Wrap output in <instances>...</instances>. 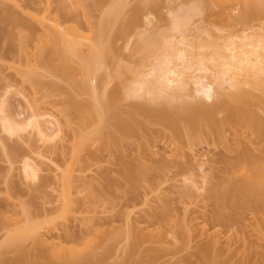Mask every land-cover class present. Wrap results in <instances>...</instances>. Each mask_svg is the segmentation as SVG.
I'll return each mask as SVG.
<instances>
[{
	"label": "rangeland",
	"instance_id": "obj_1",
	"mask_svg": "<svg viewBox=\"0 0 264 264\" xmlns=\"http://www.w3.org/2000/svg\"><path fill=\"white\" fill-rule=\"evenodd\" d=\"M61 1L0 0L1 14L5 9L18 13L24 20L22 23H27L18 30L4 20L2 26L13 40L11 42L12 37L4 34L0 36V107L5 109V112L0 111V264L13 262L21 254L7 242L16 227L28 222L42 224L40 239L43 235L55 234L59 236L53 238L68 247L86 248L85 254L90 253L93 258L90 264H183L184 259L201 264L200 246L213 241L219 252L218 262L207 261L206 264H264V205L254 207V202L260 198L248 196L246 202H251L253 207L246 203L239 217H233L236 219L219 220L216 200L208 189L225 178L245 180L242 171L234 168L229 171L227 163L228 158L245 149L256 156L264 168V135L259 136L250 126L241 124L226 126L221 138L203 123L200 132H196L201 139L196 138V134L193 141L188 137L191 127L186 122L181 121L175 133L171 125L135 108L147 104L148 96L120 97L106 103L102 133L83 145L79 141L81 136L100 128L101 122L99 119L86 121L84 111L67 101L69 94L80 102L92 100L88 92L77 87L84 80L81 58L72 62L75 69L72 75L58 70L57 64L40 61L38 53L47 47L42 46L49 37L35 19L45 13L65 27L76 26L82 40L79 50L83 58L91 54L89 42L97 40L100 23L106 15L104 37L109 36V42H103L104 47L107 43L108 46L102 54L109 60L100 72L105 86L99 92L107 96L124 66H136L135 56L131 61L132 50L143 30L145 34L162 32L174 13L187 5H198L200 10L193 17L194 27L189 38L194 42L198 39L213 42V36L216 39L227 33L236 36L247 28L260 31L264 5L255 18H245L243 5H238L236 11L230 10L235 3L230 0L224 6L225 1L221 5L218 0H154L151 8L143 9L153 20L149 29L144 28L145 16L140 15L136 26L129 28L128 35L125 33L123 37L119 34L123 24L133 17L136 8L142 9L146 0H123L125 5L120 8L123 10L115 14L112 11V15L111 10L106 11L111 9L112 0H78L82 5L79 3L77 7L72 4L74 1ZM28 26L33 31L27 29ZM80 31L83 36H79ZM10 43L15 48L11 53L8 51ZM20 47L28 50L23 53L28 57L20 56L25 52ZM20 57L24 60L20 61ZM192 83V80L188 83L191 88L188 99L196 95L192 94L195 92ZM246 89V106L264 116L260 92ZM200 96L203 99L205 95ZM217 96L203 100L212 103ZM170 102L180 105L183 100L170 98ZM30 107L34 109L31 111ZM35 112L46 127L48 139L41 136L37 128L27 125L29 115ZM3 114L22 121L25 127L21 124L23 128L16 134L7 133L1 123ZM223 116V112L217 114L219 119ZM25 160L38 167V178L27 177ZM132 168L138 169L137 178L131 175ZM222 211L231 215L228 207H223ZM38 236H35L37 240L26 237L23 250H35ZM56 264L64 263L57 260Z\"/></svg>",
	"mask_w": 264,
	"mask_h": 264
},
{
	"label": "bare ground",
	"instance_id": "obj_2",
	"mask_svg": "<svg viewBox=\"0 0 264 264\" xmlns=\"http://www.w3.org/2000/svg\"><path fill=\"white\" fill-rule=\"evenodd\" d=\"M69 1H74L72 4L76 7L80 4L82 5V1ZM151 1L154 0L144 1V4L142 3L141 5V7L144 5L142 9L138 7L134 10L133 17L123 24L122 30H120L119 34L121 33L124 37V34L126 33L127 36L128 29L136 24V21L142 17H139L140 15L145 16V20L143 19V21H145L143 22L144 28L151 26L153 20L151 19V16H149V13L147 14V11L143 10L152 7L150 4L152 3ZM218 1L221 2V5L224 3H222V1H225V4L222 6L229 2V0L228 2H226L227 0ZM231 1L232 3L235 2L231 4V7L234 4H237V6L234 5L235 7L233 6V9L230 7V10L236 11L234 9H236V7L238 8V5H243L244 9L241 10L246 16L245 18H248L247 16H251L250 18L254 16L256 17V14L260 12L264 5V0H238L240 2L237 0H230V3ZM64 2L67 3V1ZM76 2L78 4H76ZM123 2V0H112V4L110 3L109 6L111 9H107L106 11L111 10L109 11L110 14L112 11H114L112 14H115L116 11L119 13V10H121L120 8H123L125 5V2ZM72 4L70 6H73ZM198 7V5H187L184 9H180V11L174 13L167 29L162 32L156 30V32L152 31L145 34L143 30L142 33H139V38L133 45L134 50H132V53L134 55H132L131 59V61L136 59L134 63L136 66H124L121 70L122 72L117 75L118 81L107 96L101 95L99 92L100 88L105 86V82L100 72L104 66H107L109 60L107 56L102 54L105 52L104 48L108 46L107 43L106 47H104L105 44L103 46V42H109V36H107V33V38L104 37L106 32L104 26H106V20L108 21L107 18L104 19L106 15L102 18L103 20L100 23L97 32V40L89 42L91 54L83 58L81 57V52L79 50L82 40L78 37L79 30L77 32L76 29L78 28H76V26V29L72 27L70 28L69 26L65 27V25L59 20H56L55 17L52 18V16L50 17L45 13L35 18L38 21V24L40 23V27H43L42 31H45V35L49 37L48 39L46 36L44 37L47 39L46 41L49 46L47 43L43 44V46L41 45L43 48L44 45L47 47L40 49V51L42 50L41 53H38V55L40 54V57L38 56L39 59L41 58L40 61L46 60L57 64L58 70L65 74L67 72L69 75H72V73H74L72 71H75L72 62L78 57L79 59L81 58L80 66L84 75V80L78 84L77 87L82 91L84 90V92H88L91 95L92 100L89 102H80L69 94L67 101L69 105H73L76 109L84 111V119L86 121L99 119L101 126L88 134L82 133L81 140H79L81 141L80 143L88 144L90 140L92 141L93 136L102 133L101 128L103 127L106 118L104 107L108 101L110 102L120 97L145 98L148 96L147 98L149 99V102L147 104H139L136 105L135 108L155 119L163 120L172 126L175 133L179 131L180 122H186L191 127V133L188 137L193 141L198 131L200 132L199 128H203L201 126L203 123L205 127L208 126L207 128L211 130V132L215 135L219 134L217 136H220L221 138L223 137L222 135L225 132L224 128L226 126L238 127L241 126V124L246 127L250 126L259 136L264 135V116L251 110V108L249 109L245 103L248 94L246 87H249L251 91L258 90L260 92L259 101L262 106H264V21L261 22L260 31L247 28L242 31V33L244 32L243 34L241 33L242 35L237 34V36L234 33L236 35L234 36L232 33H227V35L223 34V36H218L217 39L213 36V42L212 40L207 42L204 40L202 41L201 39L194 42L195 40L192 41V39L189 38V35L192 33L191 30L194 27L192 26L193 17L196 16L200 10V7ZM46 10L48 9L46 8ZM46 10L44 9V12ZM2 11V14L0 13V36L4 34L3 36L6 35L8 36L7 38L12 37L11 40L9 39L12 42L13 36L2 26V22L8 20V23L12 24L14 29L16 28L18 30L19 28L21 29V27L24 28L22 25L25 26L27 23H22L24 20H22L18 13H12L6 9ZM143 11L146 13H143ZM149 11L150 10H148V12ZM107 17L109 18V16ZM28 25L30 26V24ZM28 27L27 29L31 31L34 30L33 25H31L33 30L31 27ZM147 29H149V27L146 28V30ZM194 29L196 30V28ZM79 36H83L81 35V31ZM103 38L107 41L103 40ZM22 47H20L21 50ZM27 47L28 46H26V48ZM12 49V44L10 43V46L8 47L9 53H11V51L14 52L13 50L15 48ZM21 50L20 52L23 50H25V52H22L21 54L19 53L20 56L27 55L28 57V54L23 55V53H27L28 50H26L25 47L22 51ZM22 58L20 57V61L24 60V57ZM190 70L193 72L189 73ZM187 73L189 76H187ZM188 77L191 78L190 81L188 80ZM191 80L194 81L192 84L195 85L192 89L195 92L192 94L196 93V95L194 94L195 97L193 99H188L191 95L189 92L191 88H188V85H190L188 83H191ZM215 94L218 96L215 101L212 100V103L203 100L205 97L208 99L215 98ZM200 95L205 96L202 99ZM170 98H181L183 102H181L180 105H173L170 102ZM153 103H157L158 107L155 106L157 104L154 105ZM32 108L31 111L34 109ZM2 109L3 108H1L0 111L5 112V109ZM219 112L224 113V116L220 119L217 117ZM35 113L29 115L30 118H28V120L26 119L28 121L27 125L29 124L31 127L33 126L34 128H37L38 133L43 137L45 136L44 138L47 136L46 139H48L49 134L45 129L46 127H44L45 125L43 126L38 119L40 115L38 116V113ZM1 119L2 127L5 129L4 131L11 135L16 134V131L18 132L21 130L20 128H23L24 126L21 123L22 121H16L17 119L12 120L11 116L9 117L8 115L4 116L3 114ZM58 125H56V127H58V129L56 128L57 131H59ZM55 133L58 135V132ZM196 136H198L196 138L201 139V136L198 134ZM190 139L189 141H191ZM80 143H78V145L82 146ZM17 151L16 153L19 152ZM25 161L27 162H25L24 170L27 177L30 176L31 179L38 178V167L34 165V163L32 164L31 161ZM258 161V158L251 154L248 149H245L235 157L228 158L227 163L229 164V168H227L229 171L233 168L238 172L242 171L241 174L244 173L245 180L234 181L231 178H225L208 188L209 193L216 200L215 203L218 206L216 207V218L219 220H228L230 218L232 219L234 216H236V218L239 217L240 210L245 206L247 207L246 203H250L248 206L251 205V202H246L250 195H257L258 197H256L260 198L258 202H254L255 208L256 206L260 207L261 205H264V168L259 165L260 161ZM130 173L137 178L139 171L136 168H132ZM67 178L66 180L69 183L70 175H68ZM196 188L201 189L199 187ZM247 193L249 195H247ZM251 206L253 207V205ZM223 207H228L231 210V215L223 213ZM40 225L42 224L28 222L20 224L18 229L17 227L15 228L17 230L14 229L7 243L8 246L17 249L21 254L18 255L15 261L3 262L2 264H56L57 260L62 261L64 264L92 263L93 258L91 257V254H85L86 248L82 249L74 246L68 247L62 244L61 241H58V239L55 240L59 235L55 237V234L51 233L52 235L50 236L49 234V237H47L48 235H43L40 232L41 235L46 237L43 238L42 236L40 239L38 236L39 229L41 230ZM35 236H38L37 238L39 239L37 242H39L42 247H39L40 245L37 243L38 246L36 245V249L33 250L35 251L34 254L30 253L33 252L32 250H28L30 252H27L30 255L27 257L28 253L26 250H23V242L26 240V237H32L34 238L33 240H35ZM31 255H33V258H30ZM218 255L219 252L214 241L209 244L201 245L198 251V258L201 261V264H206L207 261H214L217 263ZM100 262L101 261L99 260L98 263ZM182 263L197 264L188 259H184Z\"/></svg>",
	"mask_w": 264,
	"mask_h": 264
}]
</instances>
